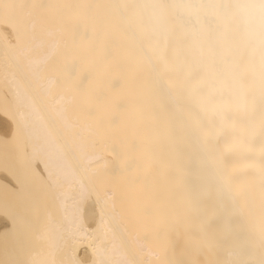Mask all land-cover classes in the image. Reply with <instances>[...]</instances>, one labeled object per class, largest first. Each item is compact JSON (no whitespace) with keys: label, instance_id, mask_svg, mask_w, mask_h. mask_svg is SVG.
<instances>
[{"label":"bare ground","instance_id":"1","mask_svg":"<svg viewBox=\"0 0 264 264\" xmlns=\"http://www.w3.org/2000/svg\"><path fill=\"white\" fill-rule=\"evenodd\" d=\"M1 237L0 264H264V0H0Z\"/></svg>","mask_w":264,"mask_h":264},{"label":"rangeland","instance_id":"2","mask_svg":"<svg viewBox=\"0 0 264 264\" xmlns=\"http://www.w3.org/2000/svg\"><path fill=\"white\" fill-rule=\"evenodd\" d=\"M4 237H7V234H4ZM6 239V238H5ZM1 241H3L2 237L0 238Z\"/></svg>","mask_w":264,"mask_h":264}]
</instances>
